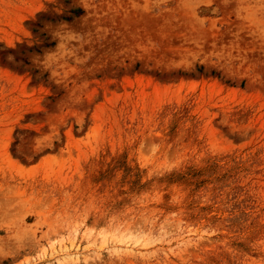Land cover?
<instances>
[{"label":"rangeland","instance_id":"obj_1","mask_svg":"<svg viewBox=\"0 0 264 264\" xmlns=\"http://www.w3.org/2000/svg\"><path fill=\"white\" fill-rule=\"evenodd\" d=\"M0 264H264V0H0Z\"/></svg>","mask_w":264,"mask_h":264}]
</instances>
